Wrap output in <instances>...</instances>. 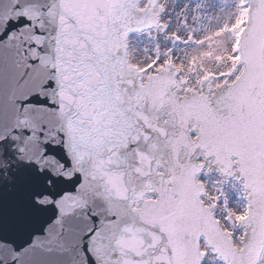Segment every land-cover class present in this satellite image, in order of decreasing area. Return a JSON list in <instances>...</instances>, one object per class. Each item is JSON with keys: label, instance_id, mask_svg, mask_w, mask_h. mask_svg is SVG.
Listing matches in <instances>:
<instances>
[{"label": "snow or ice", "instance_id": "snow-or-ice-1", "mask_svg": "<svg viewBox=\"0 0 264 264\" xmlns=\"http://www.w3.org/2000/svg\"><path fill=\"white\" fill-rule=\"evenodd\" d=\"M79 3L0 0V181L10 177L21 191L7 233L0 197V264H178L174 221L186 193L195 198L206 172L244 180V144L227 132L240 127L242 116L254 119L243 107L239 114L230 107L245 80L219 90L201 86L198 96L177 89L157 99L144 83L157 60L131 89L123 80L119 87L108 84L100 56L83 64L66 58V38L86 41L73 20ZM64 76L72 79L65 84ZM78 83L87 85L85 92L71 91ZM65 93L73 104L77 98L83 103L67 104ZM11 160L34 171L11 176ZM65 182H75L76 193L57 191ZM221 206L231 205L218 199L214 217ZM49 211L56 219L42 222ZM76 214L92 227H66ZM218 219L231 223L226 212ZM240 231L244 252L232 264H264V246L250 252L256 230ZM200 247L197 237L198 252ZM206 247L199 264H209L210 257L212 264H229Z\"/></svg>", "mask_w": 264, "mask_h": 264}, {"label": "water", "instance_id": "water-1", "mask_svg": "<svg viewBox=\"0 0 264 264\" xmlns=\"http://www.w3.org/2000/svg\"><path fill=\"white\" fill-rule=\"evenodd\" d=\"M149 4H153V0H149ZM152 18L153 25H159V14H152ZM73 20L81 37H86V41L76 36H72L70 40L65 39V44L67 45L65 55L69 62L83 64V60L85 59H94L93 54L100 56L106 68L105 81L108 84H115L116 87H119V80H123L131 89V82L138 81V78L141 76L138 78L127 77L125 73L130 67L122 66V71L119 62L120 59L122 61V56H128L124 55L127 35L138 25H142L145 22L144 13L137 9V0H80L78 10L73 15ZM246 24H248L247 18L245 19V26ZM153 25L141 31H152L154 30ZM247 35L246 50L245 47L242 49V59L248 62V70L243 77L246 86L239 99L233 97L235 104L230 107L232 111H236L238 114L240 108L243 107L246 114L254 113L255 116L254 119H248L247 115L242 116L240 127L228 131L227 135L234 142H242L247 153L245 157L246 162L243 165L245 170L242 175L244 176L243 183L245 192L251 193V202L249 219L242 223L245 227L251 226L256 230L253 247L250 249V252L258 253L261 248V243L264 240V131L261 130L264 127V119L261 120L264 107L261 114V110H256V98L264 89V0H252L251 21ZM86 44L91 46V52L85 51ZM77 54L82 58L79 61L76 60ZM133 74L135 73L133 72ZM77 75H82V73H77ZM93 75L94 80H99L98 75ZM153 76L148 75L144 77V83L148 84ZM161 76L171 79L173 74ZM71 79V76H64L62 78L65 84ZM94 80H88L87 84H93ZM237 82L235 84L232 82L230 86H235ZM171 87L172 84L169 83L166 84V90L164 88H159V90L154 89L156 98L160 99L162 95L171 91ZM69 88H71L70 84ZM77 89L83 93L86 91L87 85L78 83L75 88H71V91L76 92ZM253 91L256 93L255 96H252ZM117 98L119 99V97ZM152 98V94L149 93V99L152 100ZM260 98L264 100V96L262 97L261 95ZM62 99L67 104L77 108L83 103L82 100L77 98L76 103L73 104V97L67 93H65ZM200 119L201 121L204 120L202 116ZM239 130L242 132L239 133ZM8 155L11 159L13 153L9 152ZM11 162L14 164L13 169H11V176H19L34 171L22 163L14 160H11ZM197 188L198 191L195 194V198H193L190 192L186 193L187 202L175 216L174 233L178 237L176 240L175 256L178 264H199L200 249L202 251V248L198 252L197 237H199V241L209 238V245H212L223 258L229 259V264H232L233 259L239 261L238 254L244 252L243 247L240 252L235 251L231 241L225 240L227 233L221 231L222 225L215 223L216 217L212 214L200 216L202 214H198V211L195 212L196 209L193 208V204L200 212L207 210L204 208L206 205L202 198V196H207L203 184L197 182ZM57 191L61 193L65 191L76 193L75 182L59 183L57 185ZM20 196L21 191L18 183L13 182L10 177L0 181V197H2L3 219L6 233L10 227L14 206ZM56 217L57 213L55 211H49L41 214V221L51 223ZM203 217L207 219L208 223L205 222ZM65 224L66 227L79 226L82 229L92 227V224L80 218L79 214L68 217ZM191 226H193V229ZM189 229L190 231L188 232ZM30 235L31 231L26 232L24 239L28 240ZM196 256L197 260L195 258Z\"/></svg>", "mask_w": 264, "mask_h": 264}, {"label": "rangeland", "instance_id": "rangeland-1", "mask_svg": "<svg viewBox=\"0 0 264 264\" xmlns=\"http://www.w3.org/2000/svg\"><path fill=\"white\" fill-rule=\"evenodd\" d=\"M163 5L166 29L158 36L136 34L129 41L130 56L135 64L153 65L159 60L157 66H160L172 61L192 86L207 76H212L214 85L224 80L219 76L233 82L240 74L234 63L239 59V36L245 26V0H163ZM181 10L187 11L185 20L197 17L195 29L190 24L186 28L179 27ZM233 73H236L234 77ZM205 176L207 179L202 184L207 196L202 198H206L209 209L203 210L204 214H211L216 201L225 198V203L231 206L218 208L215 223L222 225L221 230L232 237L239 249L245 238L240 230L242 222L249 219L251 193L245 192L243 180L228 182L221 174L208 175L207 172ZM225 212L230 224L218 219ZM209 264H212L211 257Z\"/></svg>", "mask_w": 264, "mask_h": 264}, {"label": "bare ground", "instance_id": "bare-ground-1", "mask_svg": "<svg viewBox=\"0 0 264 264\" xmlns=\"http://www.w3.org/2000/svg\"><path fill=\"white\" fill-rule=\"evenodd\" d=\"M163 0H159V1H155L153 0V4H149V0H140L139 1V6L140 9H149L151 10L152 14H159V25H153L154 30L152 31H141V32H133L132 34L129 35L128 40H132V38L134 37V35L136 34H140V33H145L147 34L149 37L152 36H158L160 34V32L164 31L166 29V19L164 17V13H165V8L162 4ZM129 43V42H128ZM242 51V50H241ZM135 62L131 59V56L128 54V56H122V66H129L130 69L135 73ZM141 68V67H140ZM242 72L244 71V69L242 68L241 70ZM166 75V74H173V78L175 79L174 84H172L171 87V91H175L177 89H181V95L185 94L184 91H186V87L181 85L180 83V70L177 67L176 63L173 62H167L166 64H161L158 68H155L154 72L149 73L148 75ZM246 74V73H245ZM244 74V75H245ZM243 75V76H244ZM232 82H230L229 80H227L224 84H221L219 86H213V84L210 81H207L206 79L203 80V82L199 85L204 86L205 89L211 88L213 90H219L222 89L224 87V85H230ZM184 90V91H183ZM188 93H195L197 96L199 95V91L193 88H189ZM204 203L206 205V207L209 208V203L206 201V198H203ZM249 218V217H248ZM242 227H245L244 224H241ZM222 231V230H221ZM222 232H225L224 230ZM226 233V232H225ZM225 240H229L231 241L234 249L236 252H240L241 248L237 249L235 247V245L233 244L232 241V237L227 233ZM203 251V255L205 254V252L207 251V247L206 245H209V238L207 240L201 241L199 242ZM264 246V240L261 243V247ZM226 259V258H225Z\"/></svg>", "mask_w": 264, "mask_h": 264}, {"label": "flooded vegetation", "instance_id": "flooded-vegetation-1", "mask_svg": "<svg viewBox=\"0 0 264 264\" xmlns=\"http://www.w3.org/2000/svg\"><path fill=\"white\" fill-rule=\"evenodd\" d=\"M186 13H187L186 10L180 11V16H179V20H178L179 27L186 28L187 24H190L195 29V27H197V25H198V21L196 19L197 17L194 16V18L191 20L190 19L185 20L186 19ZM173 38L176 39L175 37H173Z\"/></svg>", "mask_w": 264, "mask_h": 264}]
</instances>
